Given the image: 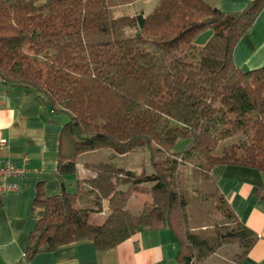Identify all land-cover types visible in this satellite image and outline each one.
<instances>
[{"label":"trees","instance_id":"trees-1","mask_svg":"<svg viewBox=\"0 0 264 264\" xmlns=\"http://www.w3.org/2000/svg\"><path fill=\"white\" fill-rule=\"evenodd\" d=\"M112 5L0 0V81L22 87L65 118L54 173L61 181L76 176L73 192L39 189L36 201L44 211L26 257L81 240L108 248L140 230L167 227L176 238L177 264H207L231 244L238 246L232 258L243 264L256 235L238 219L210 170L231 164L264 172V64L241 69L232 59L264 0L232 12L206 0H157L148 13L117 16ZM207 30V40L197 43ZM179 137L190 145L172 153ZM139 148L148 151L150 172L113 161L78 162L87 151L112 149L124 159ZM162 151L167 155L156 158ZM189 156L204 161L202 175L213 184L208 196L226 224L206 231L190 225L186 193L200 191L180 188L179 168ZM80 169L85 173L78 175ZM136 192L150 195L139 213L126 208ZM257 193L264 200V188ZM104 203V221L92 223L91 214Z\"/></svg>","mask_w":264,"mask_h":264},{"label":"crops","instance_id":"crops-1","mask_svg":"<svg viewBox=\"0 0 264 264\" xmlns=\"http://www.w3.org/2000/svg\"><path fill=\"white\" fill-rule=\"evenodd\" d=\"M225 12L239 11L250 0H206ZM233 62L241 69L264 64V8L249 30L237 41L232 51ZM65 121L22 87L0 81V162L9 161L26 169L21 175L8 176L4 181L16 189L0 198V264H177V242L172 231L143 229L118 244L97 248L90 240L71 242L52 251H41L26 257V246L44 208L37 203L39 189L46 195L55 194L71 185L76 189L75 175L61 181L54 173L57 164L59 133ZM78 170V175L85 170ZM212 179L238 219L251 229L256 239L243 258V264H264V200L257 188H264V172L241 165L218 164L210 170ZM72 187V185H71ZM85 187V186H84ZM74 189V190H73ZM150 197L133 194L126 208L139 213L148 206ZM108 213L106 204L93 212L90 221L100 224ZM234 252V251H233ZM233 252L225 250L228 263L239 264ZM231 253V257H230ZM218 251L209 258L214 263ZM216 264H225L224 258Z\"/></svg>","mask_w":264,"mask_h":264},{"label":"rangeland","instance_id":"rangeland-1","mask_svg":"<svg viewBox=\"0 0 264 264\" xmlns=\"http://www.w3.org/2000/svg\"><path fill=\"white\" fill-rule=\"evenodd\" d=\"M113 1L112 5V13L113 15H122V14H134L136 12H143L148 13L153 6L156 4L157 0H135L133 2H125V3H117L116 1ZM210 35V31H203L195 38V41L199 44L204 43L208 36ZM233 139H228L224 141L223 143L230 142ZM190 145V139L187 137H179L175 144L171 148V152L174 153H182L185 148H187ZM167 155V152H157L156 158H164ZM123 157V156H122ZM122 157H117V154L114 153L112 149H98L94 151H87L83 154L79 155L78 162L79 164H82L85 160L90 161H113L116 162V164L124 165L125 167L134 168L138 171H151V166L149 163V155L148 151L145 148H139L135 149L134 151H130L128 155H125L124 159ZM122 158V159H121ZM205 167L204 161L197 157V156H189L185 158L184 163L180 165L179 168V183L180 188H186L188 186L197 188L200 192L199 194L194 193H186L188 197H190V204L187 207V210L190 214V225L195 230L200 231H206L210 229L214 224H226V220L221 217V215L218 213V211L213 206V202L208 196V193L213 189V184L211 181L207 180L202 175V169ZM202 168V169H201ZM72 185V187H71ZM69 185L66 183L67 191H72V188L74 187L73 183ZM74 190V189H73ZM139 192H136V194ZM135 194V193H134ZM146 194V193H143ZM133 195V194H132ZM131 195V196H132ZM150 197L149 194H146ZM202 196L200 198L199 196ZM198 196V197H197ZM204 198H206L204 200ZM149 202V203H148ZM147 206L150 205V201H147ZM205 227V228H203ZM238 249V246L236 244H231L228 246L221 247L218 250V256L212 260L216 264L215 261L220 262L219 258L225 257L224 252L230 251L233 252ZM212 257V256H211ZM231 257V253H230ZM229 257L224 258L225 264L228 263ZM209 260V259H208ZM208 264V261H207Z\"/></svg>","mask_w":264,"mask_h":264},{"label":"built area","instance_id":"built-area-1","mask_svg":"<svg viewBox=\"0 0 264 264\" xmlns=\"http://www.w3.org/2000/svg\"><path fill=\"white\" fill-rule=\"evenodd\" d=\"M4 139L0 140V144H4ZM26 172V169L17 168L12 165L9 161L0 162V198L7 191H13L16 189L15 184H8L4 179L8 176L21 175Z\"/></svg>","mask_w":264,"mask_h":264}]
</instances>
